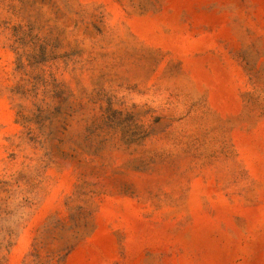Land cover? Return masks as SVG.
Masks as SVG:
<instances>
[{"label": "rangeland", "instance_id": "rangeland-1", "mask_svg": "<svg viewBox=\"0 0 264 264\" xmlns=\"http://www.w3.org/2000/svg\"><path fill=\"white\" fill-rule=\"evenodd\" d=\"M0 264H264V0H0Z\"/></svg>", "mask_w": 264, "mask_h": 264}]
</instances>
